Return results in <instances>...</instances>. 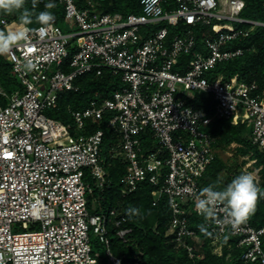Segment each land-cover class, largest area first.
<instances>
[{"label": "built area", "instance_id": "obj_1", "mask_svg": "<svg viewBox=\"0 0 264 264\" xmlns=\"http://www.w3.org/2000/svg\"><path fill=\"white\" fill-rule=\"evenodd\" d=\"M58 2L64 26H29L27 40L7 53L21 88L9 94L0 81V264H101L92 234L105 246L108 264H143L112 249L114 239L125 247L134 243L124 211L88 206L94 188L86 172L98 188L109 174L101 154L105 130L89 132L86 125L106 113L120 139L111 156L127 162L122 196L149 182L152 204L166 198L171 210L167 243L201 264L204 237L190 223L192 215L202 218L195 198L218 151V137L208 130L212 120L244 124L264 155V96L257 84L210 73L252 50L233 44L264 21L242 16L245 0H138L141 11L129 14L104 12L92 0ZM26 59L32 71L24 70ZM106 71L121 87L69 109L76 128L46 115L64 92L80 89L76 79ZM197 92L212 96V113L194 105ZM146 136L154 145L144 144ZM260 168L252 173L258 182ZM225 217L221 206L216 219ZM206 226L213 254L236 245L242 264H264V226H253L249 217L235 229L212 221Z\"/></svg>", "mask_w": 264, "mask_h": 264}, {"label": "trees", "instance_id": "obj_2", "mask_svg": "<svg viewBox=\"0 0 264 264\" xmlns=\"http://www.w3.org/2000/svg\"><path fill=\"white\" fill-rule=\"evenodd\" d=\"M96 7L104 12H121L124 14L137 13L135 9H141L138 0H92ZM133 1V2H131ZM48 0H38L36 11L44 10V4ZM81 5L86 4L87 0H77ZM246 7L242 12V16L250 19L264 21V0H245ZM55 7L50 11L54 12V23L64 26V8L63 5L54 0ZM62 5V6H61ZM26 7L31 10V0H26ZM140 11V10H139ZM139 13V12H138ZM19 13L11 15L0 14V21L6 18L10 24L9 27L18 25ZM31 27L39 26L33 21ZM5 26L0 23V28ZM179 30L180 28H176ZM172 28L173 32H177ZM235 47H252L245 53L233 60L219 63L216 69L210 73V78L218 76L222 73L224 76L237 80H246L255 82L258 86V93L264 96V26H258L246 38L236 40L233 44ZM3 58V57H2ZM0 59V81L6 84L8 81V73L1 66L2 64L11 63L6 59ZM12 66V65H11ZM75 83L80 87L78 91H66L59 99L58 107L55 110L66 111L70 114V110L85 108L91 99L102 100L109 97L112 93L121 87V81L106 71L101 76L84 75L76 79ZM196 107H205L210 113L214 108L213 98L201 92L196 93L194 100ZM71 115V114H70ZM109 113H106L100 120H88L87 130L93 132L98 128L105 130L103 143L101 147L109 143V149L118 148L119 136L114 129L108 127ZM64 117V116H63ZM62 120V118H58ZM66 119V118H65ZM213 135L218 137V150L226 149L232 143L239 144L237 153L245 156L248 155L251 159H256L255 164L260 168V190L264 191V155L251 143L249 139L250 129L244 124L234 125L230 120L214 118L208 129ZM144 144L154 145L152 137H144ZM104 149V148H103ZM108 149V150H109ZM104 152V150H102ZM106 152V151H105ZM102 154V153H101ZM106 167L108 168V182L102 188H98L94 179L90 177V172H86L85 180L94 188L93 192L88 194V206L92 212H105L113 207L121 208L128 218V224L134 228V243L130 247H125L117 239H114V252L124 259L142 260L143 264H193V261L188 257L185 250L177 251L172 245L167 243L165 237L169 220L171 218V210L166 198H163L158 205L152 204L151 191L153 186L144 181L130 195L123 197L120 191V180L126 172L127 162L124 158L117 156L112 157L111 152L106 157ZM242 165H234L224 159L222 154L217 151L214 161L208 167L202 184L207 186L217 180L222 184L230 182V180L242 171ZM93 203L95 207L93 208ZM137 207L140 210L139 215L130 216L126 209ZM251 224L255 227L264 226V197H258L255 209L249 216ZM203 218H198L195 215L191 217V225L199 230L204 237V252L205 257L201 264H242L239 260L240 249L234 245L230 250L226 247L222 255L213 254L209 243L211 236L201 232L200 224L203 223ZM225 244H228L225 241ZM264 249V239H263ZM229 254V255H228ZM249 264H259L252 262Z\"/></svg>", "mask_w": 264, "mask_h": 264}, {"label": "clouds", "instance_id": "obj_3", "mask_svg": "<svg viewBox=\"0 0 264 264\" xmlns=\"http://www.w3.org/2000/svg\"><path fill=\"white\" fill-rule=\"evenodd\" d=\"M37 3L38 0H31L30 10L25 6L26 0H0V14L19 13L17 26L0 28V55L27 40L30 31L34 30L29 27L33 21L39 25L40 30L52 27L55 14L50 10L55 7L54 0H48L44 4V10L39 12L36 11ZM23 67L25 71H32L34 64L31 59H26ZM258 197H264V191L260 190L259 183L251 172H241L226 184L217 180L204 186L195 198V209L204 221L200 224L201 232L207 234L206 225L209 221L223 223L235 229L254 211ZM221 206L226 213L223 221L216 219ZM126 212L130 216H136L140 210L133 206L126 209Z\"/></svg>", "mask_w": 264, "mask_h": 264}, {"label": "rangeland", "instance_id": "obj_4", "mask_svg": "<svg viewBox=\"0 0 264 264\" xmlns=\"http://www.w3.org/2000/svg\"><path fill=\"white\" fill-rule=\"evenodd\" d=\"M131 2H133V1H131ZM139 10L141 11V9H139V7H138V9H135V11L140 12ZM6 56H7V53L2 55L3 58H6ZM1 66L8 73V81L6 82V84H3V82H1L3 88L7 91V93L11 94L15 90L20 89L21 86L18 82L16 74L14 73V71L12 69V66L9 63H6L4 65L2 64ZM55 109L56 108H48L45 111L46 115L51 116V117L56 118V119L62 118V121L65 124H69L70 126H72V128H76V123L74 121V118L70 114H68L66 111L64 112V111H59V110H55ZM107 144L109 145V143H106V145L104 147L103 146L101 147V149L104 150V152H102V158L105 161H106L105 157L108 154H110V152H111V149H109ZM238 146H239V144L234 142L230 146H228L226 149H224V150L221 149V151L218 150V152H220L222 154V156L224 157V159L227 160L229 163L232 162L234 165L241 164L242 165V169H241L242 172H251V173L257 175V168L259 169L260 167H258L255 163H252V159L248 155L243 156V155L237 153ZM106 170L108 171L107 167H106ZM13 227H14V230H16V231L22 230L19 224H15V225H13ZM37 228H39V227H37ZM31 229H34V228H31ZM111 236L113 238L114 234H111ZM91 239H92V243L94 246L95 254L100 259L101 264H108L107 259H106L105 246H103L98 240H96V238L93 234L91 235ZM112 249L114 251V246L112 247ZM229 249H231V248H229Z\"/></svg>", "mask_w": 264, "mask_h": 264}, {"label": "crops", "instance_id": "obj_5", "mask_svg": "<svg viewBox=\"0 0 264 264\" xmlns=\"http://www.w3.org/2000/svg\"><path fill=\"white\" fill-rule=\"evenodd\" d=\"M95 207V204L93 203V208Z\"/></svg>", "mask_w": 264, "mask_h": 264}]
</instances>
